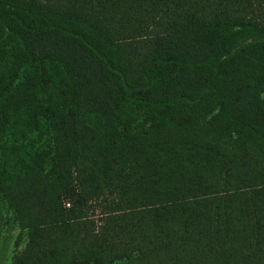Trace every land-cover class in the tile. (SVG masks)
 Wrapping results in <instances>:
<instances>
[{
	"label": "trees",
	"instance_id": "trees-1",
	"mask_svg": "<svg viewBox=\"0 0 264 264\" xmlns=\"http://www.w3.org/2000/svg\"><path fill=\"white\" fill-rule=\"evenodd\" d=\"M0 196L10 264H264V0H0Z\"/></svg>",
	"mask_w": 264,
	"mask_h": 264
},
{
	"label": "rangeland",
	"instance_id": "rangeland-1",
	"mask_svg": "<svg viewBox=\"0 0 264 264\" xmlns=\"http://www.w3.org/2000/svg\"><path fill=\"white\" fill-rule=\"evenodd\" d=\"M41 145L42 143L37 147ZM24 243L25 233L20 231L13 213L0 196V264H10L13 256L24 247Z\"/></svg>",
	"mask_w": 264,
	"mask_h": 264
}]
</instances>
